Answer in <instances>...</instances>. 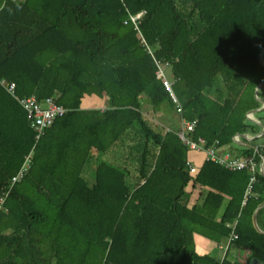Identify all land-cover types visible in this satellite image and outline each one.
Returning a JSON list of instances; mask_svg holds the SVG:
<instances>
[{"label":"trees","instance_id":"16d2710c","mask_svg":"<svg viewBox=\"0 0 264 264\" xmlns=\"http://www.w3.org/2000/svg\"><path fill=\"white\" fill-rule=\"evenodd\" d=\"M263 53L264 0H0V79L65 109L36 141L0 85V264H241L228 249L199 254L194 234L264 264V226L252 221L264 175L244 197L247 170L204 160L190 173L178 129L141 109L195 122L205 147L231 145L257 129L245 115L259 107ZM167 68L180 112L156 75ZM90 96L105 108L81 107ZM240 154L262 155L264 171V148ZM189 184L208 188L200 205L188 204Z\"/></svg>","mask_w":264,"mask_h":264},{"label":"built area","instance_id":"2783aa9c","mask_svg":"<svg viewBox=\"0 0 264 264\" xmlns=\"http://www.w3.org/2000/svg\"><path fill=\"white\" fill-rule=\"evenodd\" d=\"M140 14L141 13L130 16L129 20L135 24L140 17ZM156 75L161 79L164 88L167 90L171 100L175 104L176 111L180 112L181 107L172 90L173 81L166 78L162 69H158ZM0 85L12 98L18 102V104L26 112L29 125L35 132L34 138L36 141L44 134L45 130L49 128L54 123V121L65 112V109L62 106L56 104L52 98H45L43 100H37L34 96L19 98L15 95V84L13 82H7L4 79H0ZM194 127L195 122L180 121V127L176 131V135L181 140V142L188 147V151L200 152L203 154L204 160L216 162L231 171L247 170L250 174V178L244 197L250 195L252 184L255 181V173L258 172L264 175L262 155H260L259 161L255 160L254 154L238 158H230L227 154L221 155L218 153V149L220 147L216 146L217 141L214 145L205 147V142L202 138H197V140L192 138L191 133ZM262 148H264V146ZM255 152H258V150ZM31 157L32 155L28 154L21 167L11 177L10 186L22 178L28 168ZM187 165L190 173H194L196 171V166L190 160L187 161ZM2 200L3 199L0 198V207ZM234 238H236V235L232 234L230 239ZM239 261L241 264H245L244 256L239 259Z\"/></svg>","mask_w":264,"mask_h":264},{"label":"crops","instance_id":"0c3cea01","mask_svg":"<svg viewBox=\"0 0 264 264\" xmlns=\"http://www.w3.org/2000/svg\"><path fill=\"white\" fill-rule=\"evenodd\" d=\"M263 64H264V62H263ZM256 88L257 89L254 90V97L257 100V102L259 103V107L257 109L249 111L245 115V118L247 119L248 122L256 124L257 129L255 131H248V132L243 133V134H235L232 138V144L228 145V146L220 147L218 149L219 154H221V155L227 154L230 158H238V157H242L240 154V151L243 149L252 148L254 151H256V150H258L264 146V120L262 119V117H264V98L260 97L258 94V91L261 88H264V85H262V84L258 85ZM106 104H107V102L105 99H99L95 96H90V97H85V99H83V101L81 102V107L103 109V108H105ZM163 114L164 113H162V112L160 113V115L162 117H164ZM162 119H165V117ZM164 126H166V125H164ZM196 154L197 153H195V152H190L189 160L196 167H199L204 161V156L202 153H199L203 156L202 160L201 161H195L193 156ZM93 156L94 157L96 156V159L98 158L97 153L93 154ZM207 189L208 188H202L201 189L199 186H193V185L189 184L186 188V191L188 193L187 194L188 204L189 205H193V204L200 205L204 199V196L207 193ZM261 204H260L261 207L264 206V201ZM255 219H256V216H255ZM255 221H256L255 224H256L257 228H255V227L254 228L256 230H258L259 232H262V229L259 225H262V227L264 225L259 224L257 222V220H255ZM198 237H200V235L198 236V234H194L193 238H194L195 247L197 246V244H199L200 247L205 250L203 253H199V254H207V255L212 256V257L219 259V260L222 259V257L224 256L227 249H228L227 256L230 259L236 258L239 260L243 256L245 257V255L247 254L246 251H242V254L238 253V251H239L238 249H236L235 247H232L233 245H229V239L226 240L223 244H216L215 243V245L213 246L214 242H212L211 240L205 239L204 237L203 238H198ZM215 246H216V250L219 251L216 254H215V251H213Z\"/></svg>","mask_w":264,"mask_h":264},{"label":"rangeland","instance_id":"374dc122","mask_svg":"<svg viewBox=\"0 0 264 264\" xmlns=\"http://www.w3.org/2000/svg\"><path fill=\"white\" fill-rule=\"evenodd\" d=\"M261 62H262V64L264 62V53H263V55H261ZM166 76H167L168 79H170V74H169V69L168 68L166 69ZM258 94H259L260 97L264 98V88H261L258 91ZM141 109H142L143 114H145L149 119H151V120H153V121H155V122H157L159 124H164V125H166V127L170 128V129H173V130H177L180 127L178 115L175 114L174 112L172 113V112L168 111L170 109L166 110V109H164V107L162 108V111L165 114V119H162L163 117L160 115V113H156V112L152 111V108L150 107V105L144 104ZM262 119L264 120V117H262ZM195 153H197V154L193 156L194 160L195 161H201L203 156L201 154H199L200 152H195ZM98 159H96V156L91 158L90 162L88 163V165L85 166L86 170H85L83 175L85 176V178H86V180H87V182L89 184L93 183L92 173H93L94 166L98 162ZM100 159L106 160L104 158V155H101ZM198 238H203V237L200 236ZM214 245H215V243H213V246ZM232 247H234V246H232ZM196 251L198 253H203L205 250L202 249L199 244H197ZM213 251H215V254L219 252V251L216 250V246H215ZM238 253L242 254V251H238Z\"/></svg>","mask_w":264,"mask_h":264},{"label":"water","instance_id":"95a60500","mask_svg":"<svg viewBox=\"0 0 264 264\" xmlns=\"http://www.w3.org/2000/svg\"><path fill=\"white\" fill-rule=\"evenodd\" d=\"M256 89H257V88H255V90H256ZM261 205H262V204H261ZM261 205L258 206V207L255 209V211H254V213H253V216H252V221H253V225H254L255 228H257V227H256V224H255V223H256V221H255V220H256V219H255L256 212H257V210L261 207Z\"/></svg>","mask_w":264,"mask_h":264}]
</instances>
